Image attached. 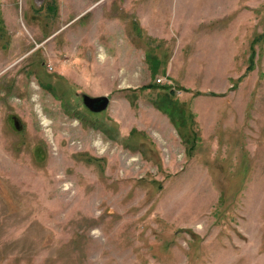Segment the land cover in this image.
<instances>
[{
    "label": "rangeland",
    "instance_id": "1",
    "mask_svg": "<svg viewBox=\"0 0 264 264\" xmlns=\"http://www.w3.org/2000/svg\"><path fill=\"white\" fill-rule=\"evenodd\" d=\"M83 1L0 0V264H264V0H131L86 67Z\"/></svg>",
    "mask_w": 264,
    "mask_h": 264
},
{
    "label": "crops",
    "instance_id": "2",
    "mask_svg": "<svg viewBox=\"0 0 264 264\" xmlns=\"http://www.w3.org/2000/svg\"><path fill=\"white\" fill-rule=\"evenodd\" d=\"M101 1H106V0H85L83 1L85 3L84 7L81 10L79 9L80 11L75 17L69 18V20L67 21V24H69L71 21H73L77 17H80L79 19L86 18L84 23L79 25V29H78L79 40H80L79 45L82 48V43H86L87 41L95 43V45H98V47L103 51L104 60H101V62L97 61V58L95 56V51L89 52V50H86V49H85L86 52L85 50L82 51L81 53L78 54V57L80 60H82L83 62L82 65L85 67L89 65L92 60L95 63V65H101V64L109 65V63H111L109 59L111 61L123 59L124 62L122 64L132 65L134 62V58L138 57V56H135L131 48L134 45L133 34L130 38V41L132 43H129V46L128 44L118 45V42L116 41V37L119 31L121 33H125V32L127 33V31L129 30L132 33V28L130 27V22L127 21V18L123 20H119L117 19L115 12L118 11V12H122V14L128 13L132 15L134 4L130 2L131 0H110L108 4V9H109L108 15L102 12L100 14L93 13L92 7L95 6L96 8V6ZM180 1L182 3V1L184 0H180ZM113 7H116V10L114 11V14H111V11H112L111 9ZM186 14H187V10L183 8L182 14L179 16V19L181 18V20H183V17H185ZM141 15L143 17L142 25L146 26V22H147L149 27L153 31H156L157 25L155 24L153 27V25H151V23L149 22V13H146V11L144 10L141 12ZM91 26L93 27L92 32L91 30H88L90 29ZM176 26L178 25L176 24ZM84 29H87V31H85ZM91 35L93 38L89 37ZM94 50H95V46H94ZM80 54L83 55L82 59H81ZM106 59L108 63L107 61H105ZM120 79L121 78H118V75H117L116 77H111L110 80L117 81ZM67 85H68V82H67Z\"/></svg>",
    "mask_w": 264,
    "mask_h": 264
},
{
    "label": "water",
    "instance_id": "3",
    "mask_svg": "<svg viewBox=\"0 0 264 264\" xmlns=\"http://www.w3.org/2000/svg\"><path fill=\"white\" fill-rule=\"evenodd\" d=\"M83 104L92 112H101L106 109L109 103V97L106 95L89 96L83 95Z\"/></svg>",
    "mask_w": 264,
    "mask_h": 264
},
{
    "label": "flooded vegetation",
    "instance_id": "4",
    "mask_svg": "<svg viewBox=\"0 0 264 264\" xmlns=\"http://www.w3.org/2000/svg\"><path fill=\"white\" fill-rule=\"evenodd\" d=\"M63 76H64V75H63ZM54 79H56V83H57V84H56L55 86H56L57 89H59L60 86H64L63 84L66 85V83H64V82L62 81V80H66V81H67V79H66L65 77L63 78V77H61V76H54ZM60 81H61L62 83H61ZM57 91H58V90H57ZM68 91H69V87H68V85H67V88H66L65 90H63V91H61V92L58 91V93L56 92V95H55V96H57V95H58L57 97H59V96H63V94L66 93V92H68ZM75 96H76V95H75ZM76 97H77V96H76ZM77 98H78V97H77ZM91 112H92V111H91ZM94 113H95V112H94ZM8 124H9V126L14 127L16 131H22V130H20L22 126H21V124H20L16 119H13L12 122L8 121ZM5 128L9 130V128H8V126H7L6 124H5ZM23 143H25V145H27L26 139L24 140ZM23 143H22V144H23ZM22 144H21V141H20L19 144L16 145V146L18 147V146H21ZM36 152H37V149H36Z\"/></svg>",
    "mask_w": 264,
    "mask_h": 264
},
{
    "label": "trees",
    "instance_id": "5",
    "mask_svg": "<svg viewBox=\"0 0 264 264\" xmlns=\"http://www.w3.org/2000/svg\"><path fill=\"white\" fill-rule=\"evenodd\" d=\"M252 67L254 68V64H253V61L251 60L250 64H248V69L250 70ZM148 86H150L149 83L146 85H142L141 88L146 89ZM169 107L173 108L174 106L172 104H169Z\"/></svg>",
    "mask_w": 264,
    "mask_h": 264
},
{
    "label": "bare ground",
    "instance_id": "6",
    "mask_svg": "<svg viewBox=\"0 0 264 264\" xmlns=\"http://www.w3.org/2000/svg\"><path fill=\"white\" fill-rule=\"evenodd\" d=\"M47 122V121H46Z\"/></svg>",
    "mask_w": 264,
    "mask_h": 264
}]
</instances>
